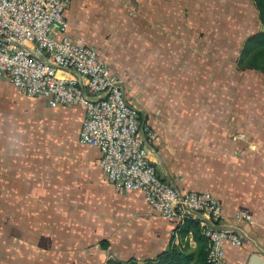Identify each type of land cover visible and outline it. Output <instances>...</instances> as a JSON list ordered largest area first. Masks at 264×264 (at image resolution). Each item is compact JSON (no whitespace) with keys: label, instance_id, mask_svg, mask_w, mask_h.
<instances>
[{"label":"crops","instance_id":"1","mask_svg":"<svg viewBox=\"0 0 264 264\" xmlns=\"http://www.w3.org/2000/svg\"><path fill=\"white\" fill-rule=\"evenodd\" d=\"M65 16L154 132L160 177L221 203L219 225L243 241L225 245L227 262L264 260V71L237 64L264 28L253 0H71ZM85 116L0 78V264H145L172 246L194 264L204 239L108 179L80 141Z\"/></svg>","mask_w":264,"mask_h":264},{"label":"built area","instance_id":"2","mask_svg":"<svg viewBox=\"0 0 264 264\" xmlns=\"http://www.w3.org/2000/svg\"><path fill=\"white\" fill-rule=\"evenodd\" d=\"M70 3L0 0V78L27 96L47 98L50 106L84 107L80 141L100 151L108 179L143 192L165 217L182 223L196 220L207 240L208 264H229L225 245L241 246L242 236L219 225L225 213L212 193L181 192L160 177L148 155L155 134L140 121L121 78L95 46L66 34ZM236 219L252 223L246 211H239Z\"/></svg>","mask_w":264,"mask_h":264},{"label":"trees","instance_id":"3","mask_svg":"<svg viewBox=\"0 0 264 264\" xmlns=\"http://www.w3.org/2000/svg\"><path fill=\"white\" fill-rule=\"evenodd\" d=\"M258 10L260 20L264 25V0H253ZM238 68L241 70H260L264 71V28L245 39L243 48L237 61ZM193 229L197 237L204 239L205 244L199 249L194 264H208L207 262V240L201 234L198 222L193 219L185 221L184 232ZM192 254L182 253L177 246H172L160 253L156 259L148 260L145 264H190L193 260ZM110 264H123L113 263ZM126 264H138L136 262Z\"/></svg>","mask_w":264,"mask_h":264},{"label":"water","instance_id":"4","mask_svg":"<svg viewBox=\"0 0 264 264\" xmlns=\"http://www.w3.org/2000/svg\"><path fill=\"white\" fill-rule=\"evenodd\" d=\"M251 264H264V260L257 254H254L251 259Z\"/></svg>","mask_w":264,"mask_h":264}]
</instances>
